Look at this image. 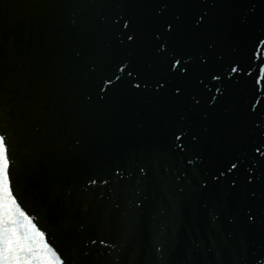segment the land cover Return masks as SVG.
<instances>
[{"label":"water","instance_id":"1","mask_svg":"<svg viewBox=\"0 0 264 264\" xmlns=\"http://www.w3.org/2000/svg\"><path fill=\"white\" fill-rule=\"evenodd\" d=\"M0 136L20 264H264V0H0Z\"/></svg>","mask_w":264,"mask_h":264},{"label":"snow or ice","instance_id":"2","mask_svg":"<svg viewBox=\"0 0 264 264\" xmlns=\"http://www.w3.org/2000/svg\"><path fill=\"white\" fill-rule=\"evenodd\" d=\"M131 39V37H129ZM179 63V62H177ZM235 71V69H233ZM8 157L7 149L5 147V140L3 136H0V184L3 185L4 191L8 192ZM10 195V193H9ZM14 204L15 201H12ZM0 215V260L4 261V264H20V253L33 251L29 242L27 234L21 236L18 228L16 227V221L11 218L10 212L7 210ZM20 216H24L23 212L19 213ZM27 219V217H25ZM31 222L29 221V224Z\"/></svg>","mask_w":264,"mask_h":264}]
</instances>
